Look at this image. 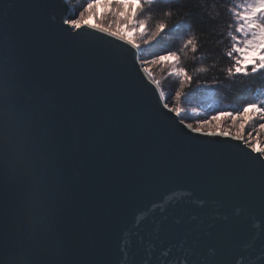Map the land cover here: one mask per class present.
Listing matches in <instances>:
<instances>
[{"label": "water", "instance_id": "obj_1", "mask_svg": "<svg viewBox=\"0 0 264 264\" xmlns=\"http://www.w3.org/2000/svg\"><path fill=\"white\" fill-rule=\"evenodd\" d=\"M77 16L0 0V264H264V153L192 132Z\"/></svg>", "mask_w": 264, "mask_h": 264}, {"label": "snow or ice", "instance_id": "obj_2", "mask_svg": "<svg viewBox=\"0 0 264 264\" xmlns=\"http://www.w3.org/2000/svg\"><path fill=\"white\" fill-rule=\"evenodd\" d=\"M153 3L154 0H91L87 3V7L79 13V19L73 20L72 23L76 29H80L84 24H89L100 32L107 33L109 36L124 41L137 49V60L157 89L161 88V82L154 79L153 73L144 65H160L170 69L169 75L179 79L180 90L174 94L176 106L169 107L165 103L164 107L180 116L188 111L187 108L180 106L182 98L187 99L188 96L183 90L186 85L190 86L193 81V77L189 75L184 67L180 66V54L197 53L199 43L196 35L191 31V26L186 25L183 26L186 33L185 38H182V47L179 49L180 54L177 51H168L167 54H160L148 60L141 59L142 46H153L154 42L156 45L162 44L163 37L166 35L165 30L168 28L165 19L153 22L151 15H147L142 19L138 17V14L144 11L145 5H152ZM228 11L232 16L233 23L228 26L227 38L230 40L231 45L225 51V55L232 58L233 63L225 69L227 77L248 76L264 70V0H234ZM109 15L114 18L110 22L108 21ZM172 15L171 10L164 13L165 17H171ZM102 23H108V26H101ZM113 27H115V30H113ZM180 27V25H177V28ZM208 70L207 67L202 66L197 69V72L203 73ZM163 97L164 93L161 91V98ZM208 98L211 100L209 107L217 109V114L210 116V118L198 120L197 127H193L192 123H188L187 128L204 136L228 137L231 135L230 132L220 131L219 129L222 120L230 117L233 124L239 123V132L233 136V139L249 143V140H245L243 132L251 121L255 119L264 121V92H258L251 102L243 105L235 112L219 110L214 100V92H210ZM191 111L198 116L201 114L196 108H192ZM258 129L255 138L257 143L253 145V150L264 153V146L259 144V134L264 133V124H260ZM249 138L251 139V133H249Z\"/></svg>", "mask_w": 264, "mask_h": 264}, {"label": "trees", "instance_id": "obj_3", "mask_svg": "<svg viewBox=\"0 0 264 264\" xmlns=\"http://www.w3.org/2000/svg\"><path fill=\"white\" fill-rule=\"evenodd\" d=\"M69 2L75 4L77 13H80L91 0H69ZM233 3L234 0H154L152 5H145L144 11L138 14L141 19L151 15L153 22L165 19L168 23L163 43L156 45L154 42L153 46H142L143 51L156 50L159 54L177 51L180 54L182 38H185L186 33L183 26L186 25L191 26L192 33L198 39L197 53L180 54V66L184 67L193 77L191 85H186L183 90L188 94L187 99L182 98L181 103H186L189 107L196 108L201 112L197 120L193 115L184 113L183 117L188 120L195 119L198 121L217 114V109L209 107L211 103L208 98L210 92H214V100L219 110H231L233 112L251 102L256 97L257 92H264V70L248 76L237 75L233 78L226 75L225 69L233 63L232 58L225 55V51L231 45L227 38V31L233 20L228 9ZM169 10L173 12V15L165 17L164 13ZM217 13L219 14L218 21L211 19ZM177 25L181 27L177 28ZM104 26H108V23H104ZM212 27H216L218 31L210 35ZM147 65L150 66L157 80L161 82V87L168 98L172 97L175 103L174 94L180 88L176 85L173 77L168 75L169 69L164 67L163 71H159L156 66ZM202 66L209 70L203 73L197 72V69ZM168 76L171 80L168 79Z\"/></svg>", "mask_w": 264, "mask_h": 264}, {"label": "rangeland", "instance_id": "obj_4", "mask_svg": "<svg viewBox=\"0 0 264 264\" xmlns=\"http://www.w3.org/2000/svg\"><path fill=\"white\" fill-rule=\"evenodd\" d=\"M86 7H87V6H86ZM81 12H82V11H81ZM77 14H78V16H77L76 18L71 19V21L76 20V19H79V13H77ZM111 18H112V20L114 19V18L110 15V16L108 17V21H109V22L111 21V20H109V19H111ZM101 26H104V23H102ZM157 55H160V54L157 53L156 50H149L148 52L142 50V55H141L142 58H141V59L147 60V58H149V59H150V58H154V57L157 56ZM144 66H145V67H148V68L150 69V71H151L150 66H148L147 64L144 65ZM154 66H156V67L159 69V71H163V70H164V67H163V66H160V65H154ZM151 72H152V71H151ZM169 72H170V69L168 70V75H169ZM170 76L173 77V80L176 81V85L179 86V79L176 78V77L173 76V75H170ZM153 78L157 80V78H156L154 75H153ZM168 79H170L169 76H168ZM170 80H171V79H170ZM161 89H162V91H163V93H164V97H165V99H166V103L169 104V105H172V106H176V104H175V103L173 102V100H172V97L168 98L167 94L165 93V91L163 90L162 87H161ZM257 93H258V92H257ZM257 93H256V95H257ZM169 101H170V102H169ZM189 105H190V104H189ZM180 106L187 108L188 111H186V112H184V113L193 115L194 117H196V120H197L198 115H197L196 113H194V112L191 111V109H192L193 107H189L188 104H186V103H181ZM184 113H182V115H183ZM183 119H184L185 121L189 122V123H192V125H193L194 127H197V126H198L197 121H196L195 119H194V120H188V119H186V118H184V117H183ZM202 120H203V119H202ZM260 124H264V121H260L259 119H255V120L251 121L250 124H249L248 126H246L245 129H244L243 135H244V137H245V140H249V143H248V144L251 145V146H253V145H255V144L257 143V141H256L255 138H256L257 133H258V131H259L258 126H259ZM254 129H255V130H254ZM219 130L228 131V132H231V133L237 135L238 132H239V123L237 122L236 124H233L232 119H231L230 117H229V118H225V119L222 120V122H221V127H220ZM249 133H251V139L249 138ZM259 144L262 145V146H264V133H260V134H259Z\"/></svg>", "mask_w": 264, "mask_h": 264}, {"label": "clouds", "instance_id": "obj_5", "mask_svg": "<svg viewBox=\"0 0 264 264\" xmlns=\"http://www.w3.org/2000/svg\"><path fill=\"white\" fill-rule=\"evenodd\" d=\"M218 13L216 14V16H213V17H211V19H213V20H217L218 21ZM218 31V29L216 28V27H212L211 29H210V35L211 34H214L215 32H217Z\"/></svg>", "mask_w": 264, "mask_h": 264}]
</instances>
